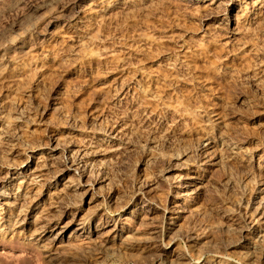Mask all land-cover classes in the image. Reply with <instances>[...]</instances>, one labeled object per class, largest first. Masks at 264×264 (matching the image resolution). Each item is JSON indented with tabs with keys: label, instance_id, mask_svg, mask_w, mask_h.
I'll return each mask as SVG.
<instances>
[{
	"label": "rangeland",
	"instance_id": "rangeland-1",
	"mask_svg": "<svg viewBox=\"0 0 264 264\" xmlns=\"http://www.w3.org/2000/svg\"><path fill=\"white\" fill-rule=\"evenodd\" d=\"M0 264H264V0H0Z\"/></svg>",
	"mask_w": 264,
	"mask_h": 264
}]
</instances>
